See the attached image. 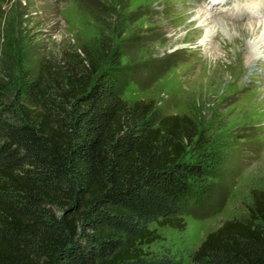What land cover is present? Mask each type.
Returning <instances> with one entry per match:
<instances>
[{"label":"trees","instance_id":"obj_1","mask_svg":"<svg viewBox=\"0 0 264 264\" xmlns=\"http://www.w3.org/2000/svg\"><path fill=\"white\" fill-rule=\"evenodd\" d=\"M113 47L84 45L0 82V264H182L145 247L183 230L216 160L192 117L126 100ZM15 92V93H14ZM191 264H264V189Z\"/></svg>","mask_w":264,"mask_h":264},{"label":"rangeland","instance_id":"obj_2","mask_svg":"<svg viewBox=\"0 0 264 264\" xmlns=\"http://www.w3.org/2000/svg\"><path fill=\"white\" fill-rule=\"evenodd\" d=\"M205 1L0 0V82L12 93L27 71L38 74L48 59L87 44L113 47L126 100H154L162 114L192 117L205 131L216 160L207 187L196 188L197 200L187 203L186 228L152 224L160 238L145 247L182 264H191L224 222L248 215L253 191L264 189V101L257 102L264 57L250 54L246 61L244 39L225 33L218 21L201 28L195 18L206 11ZM211 32L205 49L201 41ZM227 40L237 43L232 48ZM219 43L222 58L214 60ZM258 50L263 56L264 45Z\"/></svg>","mask_w":264,"mask_h":264},{"label":"bare ground","instance_id":"obj_3","mask_svg":"<svg viewBox=\"0 0 264 264\" xmlns=\"http://www.w3.org/2000/svg\"><path fill=\"white\" fill-rule=\"evenodd\" d=\"M248 3V7L250 9V11H254L255 13H258V9L256 7H258V0H244ZM257 9V10H256ZM190 11H194V9H190ZM202 18H208L209 20L206 22L205 20H202ZM213 16H211L210 14H208L207 11H203V10H199L196 14V20L200 21L197 22V24H199L201 26V28L206 29V27L208 25H210L211 23H214L216 20H212ZM200 19V20H199ZM194 20V21H196ZM206 22V23H205ZM196 24V25H197ZM199 26V27H200ZM216 26L218 28L223 29V31L227 34H229V31L234 30L235 35H238V38L241 37L242 39H244V42H246V44H242L243 45V49L246 53L245 55V60L247 59V57L251 54L252 57H254L255 60H261L263 59V56H259L260 51L258 50V48L260 46L263 47L264 45V19L258 20V21H254V22H249V23H245V24H235V23H230V22H219L216 24ZM197 28V27H196ZM215 28V27H214ZM217 28V29H218ZM202 31V30H198ZM216 31V30H215ZM215 33V32H214ZM234 34V33H233ZM210 35H213L212 32L209 33L202 41H201V45H203L205 47V49H209V45H206V41L207 39L210 38ZM226 35V34H225ZM231 35V33H230ZM234 35V36H235ZM229 37V36H228ZM233 37V36H231ZM236 38V39H238ZM246 39V41H245ZM213 40V39H212ZM209 42V40H208ZM226 43V42H225ZM237 42H233L232 40H227V44L228 46L231 45V47L233 48V46L236 45ZM238 45V44H237ZM211 49V48H210ZM225 51V50H224ZM255 51H258V54H253L255 53ZM222 52H223V48L222 46L219 45L216 46L215 48V52L211 53V55H213V59H221L222 57ZM234 53V52H233ZM236 56V55H235ZM253 59V60H254ZM244 60V61H245ZM247 61V60H246ZM232 62V61H231ZM217 63V62H216ZM253 66V65H252ZM216 67V66H215ZM247 67V66H246ZM254 68V67H253ZM229 76V75H228ZM226 78V77H225ZM259 100H263L264 101V93L260 96V98L257 100V102H259ZM256 104V102H255Z\"/></svg>","mask_w":264,"mask_h":264}]
</instances>
